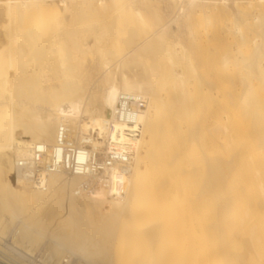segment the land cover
Here are the masks:
<instances>
[{"label":"bare ground","instance_id":"6f19581e","mask_svg":"<svg viewBox=\"0 0 264 264\" xmlns=\"http://www.w3.org/2000/svg\"><path fill=\"white\" fill-rule=\"evenodd\" d=\"M248 43L256 44L250 57L216 52V45L239 52ZM210 71L239 76L246 108L256 83H264V0H0V260L179 264L185 229L188 238L201 234L199 206L225 192L218 211H230L228 191L240 166L239 154H208L204 114L185 131L198 107L219 94ZM204 128L213 138L230 134L218 123ZM233 143L229 137L219 149L228 154ZM194 150L202 165L188 161L192 169L183 171ZM198 171L207 178L188 198ZM259 190L264 205V183ZM184 205L191 216L172 224ZM209 223L203 248L219 232ZM170 232L181 239L166 240ZM251 233L242 253L218 257L263 263ZM230 237L240 236L221 240ZM143 242L147 258L146 250L136 253ZM127 247L132 255L118 254ZM207 253L203 264L218 262L217 253Z\"/></svg>","mask_w":264,"mask_h":264},{"label":"rangeland","instance_id":"374dc122","mask_svg":"<svg viewBox=\"0 0 264 264\" xmlns=\"http://www.w3.org/2000/svg\"><path fill=\"white\" fill-rule=\"evenodd\" d=\"M216 1H220V0H216ZM230 1H235L236 3H238V2H245L246 0H243V1L242 0H230ZM248 1H250V0H248ZM248 44L246 45L247 50L244 49V51H246V52H244L243 50L238 52L237 49L234 48V46L233 47L232 46H230V47L225 46V48L228 47V48H226L228 50H226L225 48H223L224 45H216V49H217L216 52L220 51L219 53H225V52H230V51L232 52L233 51L236 55H246V57L247 56L250 57L254 47H256V44L255 45L253 43H248ZM230 48H232V50ZM243 48H245V47H243ZM241 52H242V54H240ZM208 75L211 78V80H214L215 82H217V84L219 86V89H218L219 94L216 95V97H214V102L210 101L208 103H205L203 106L201 105L200 107H198V113L196 115L197 117L194 116L193 119L189 120L190 123L189 122L186 123L185 131H187V132L189 131V129L187 128L189 126H190L189 128L191 130L193 128H195L194 124L196 126V124L198 123L196 121H198V120L200 123L201 122L200 117H202L201 114H204L205 115V116L203 115L204 121H202V127H201V131L204 130L202 132V139H203L202 143H206L208 145L207 146L208 149L209 148L211 149V151H208V154L210 156L212 154H213V156H218V157L221 156V158H224V159L225 158L228 159L229 154L230 155H232V154H239L240 155L239 156L240 166H238L236 173L232 177L233 179L231 180L232 184L230 183L231 186H230L229 191H228L229 193L227 192L228 197H231L230 199H233V197H234V199L232 200V203H233V201L235 203H233L234 204L233 205L231 202H228V204L230 203V205L228 206L229 207L228 210H230L231 213L229 211L228 213L226 212L223 214V211L225 212L227 210V209H224L225 207H227V205L226 206L224 205L225 207L221 206V208H219V211H218V206L221 205L219 203L221 201L220 198L222 196L226 198V195H225L226 193L223 192V193H225V194H223L221 192V190L219 191V190H217L219 188H217L215 192L217 193L219 191L218 195L222 193L221 195H219L220 198L218 197L219 201H218V199H215V197H214L215 194H214V195H211L212 198L207 201V204H204L205 206L201 205L202 207H204V209L198 205L200 207V208H198V213H197V215H198V233L199 234L201 233L200 234L201 237L199 235H198V238L197 237H191L193 235H192V232H190V230H189L188 233L190 232L189 234L191 235L189 237L190 238L189 239L187 236L188 235L187 234L188 229H185L186 231L184 230L186 234L184 232H181V235H183V233H184L185 237H183V236L182 237L185 238L186 240L183 241L184 248L182 247V245H180L178 247L179 251L183 249V251H182L183 253L182 252L180 253L177 251L178 252L177 254H179V255L183 254L179 258L181 260H183L184 262L180 261V259H178V263L180 262L181 264L182 263L183 264H189V263L190 264L191 263L192 264H195V263L200 264L202 262L201 264H203V261H202L203 259H201L203 257V255L205 256V254H208L207 252H209L211 254H213V252H215V254L216 253L217 254L216 255L213 254L212 257L215 260L218 259L217 260L218 262L214 261L216 263L212 262V264H217V263L221 264V262H222V264H228L230 261L225 260L224 257H222V258H220V256L218 257V254L219 253L222 254L223 251L225 253H228V252L229 253L230 252L242 253L241 251H242L244 242L246 240H248V238H246V237L250 236L252 234L251 233L252 231L254 234L256 233L254 238L260 239L259 242L256 239H253V242H254V240H256V242H254V244L256 243V245H254L255 246L254 250L256 252H259L260 254L258 253L257 256L260 255L259 257L261 259H263L264 258V205H260V202L263 201V198H262L263 196H262L261 190H259V189H260V184L264 183V151H263L264 145H262V144H264V83H259V82L256 83L253 93L252 94L250 93L251 96L249 95L250 96L249 103L247 105H245L246 108H243L240 106V103H239V98L241 95V87H240L241 80H240L238 75L226 77V76H223L221 74V72H217V71H210V72H208L207 76ZM232 85H233V87H232ZM229 93L234 97V99H235L234 101H230ZM172 94L173 93H170L169 95H172ZM164 96L166 97V94H164ZM169 97L170 96H168V98ZM194 118H195V120H194ZM211 123H218L222 126L228 127L230 130L229 131L230 134L227 136H224V137L223 136H221V137L220 136H214V138L208 136L207 132L205 131L206 128H204V127L210 125ZM205 132H206V134H204ZM184 133L185 134H182V136L185 135V137L181 136L180 138H178L180 140L179 146H181V148H185L184 146H186L188 143V141H187V135L188 134L186 132H184ZM229 137H230V139H233L235 143L232 144V146H231L232 148L229 149L228 154H223L222 149H219L218 143L219 142L226 143V140H229ZM243 150H244V152H243ZM196 152H197V154H196ZM193 153H195V154H193ZM193 153H191L190 155H192V154L194 156L197 155V158L200 157L199 160L196 159V157H193V155L192 156L189 155V157L184 160L185 163L183 165H186V166H183V165L181 166L182 168L186 167V169H183V171L184 170L187 171V170L192 169L193 165H196V166L198 165L197 167L202 165L200 163H203V159L200 156V153H198L197 150H194ZM225 155H226V157H225ZM193 158L195 159V161ZM188 161H189V163H191V166H192L191 168H189L190 166H189ZM186 163H188V164H186ZM164 175L167 176V173H164ZM204 178H205V180L207 178L206 173L204 171L203 172L198 171L197 175L192 176V179H194V180H192V182H194L195 186H193L192 182H189V185L187 186V188L190 187L191 183H192L191 184L192 186H191V190H190V188L187 189V191L190 192V193L188 192V194H187L188 198L196 196V194H193V193L196 192L197 189H198V192L200 191V189L204 185L203 183H205V180L203 181ZM12 180H13V178H12ZM13 183H14V180H13ZM244 185H245V187H243ZM243 188H245V189L243 190ZM208 190H209L208 192L210 194V192L212 190H210V189H208ZM198 192H196V193H198ZM258 202H259V204H258ZM218 204H220V205H218ZM260 206H262V207H260ZM249 207H251L250 212H249V210H247ZM260 208H262V209H260ZM201 209H203V210H201ZM179 212L180 213L183 212V215H181ZM182 212H181V209L179 211H177V214L179 216L176 214V212H175V214L172 213L174 215L173 220L170 217V219L172 220V224H175V218L180 220L179 217L186 218V217L191 216V214H189V209H188L187 205H184ZM220 212H222L221 216L219 215ZM218 217L220 218L219 219L220 221L218 220ZM212 220H214V221H212ZM212 222L218 223V224L217 223L216 224H217V230H219V232L216 231V233H212L211 235H208V238H206L207 235L205 234L207 244L205 243V248H203V245H204L203 242L205 240H203L204 239V237H203L204 233L202 231V228L207 227L206 224L208 225V223H209V225H210ZM218 227H219V229H218ZM254 231H256V232H254ZM169 234L171 235L172 232H170ZM202 234H203V236H202ZM225 234H229V236L234 235V234H238L240 237L238 239H236V238L231 239V237L227 238V240L223 243V241L221 239L223 238V236H225ZM173 236L176 238L175 240L181 239L180 235H179L180 237H178V236L176 237L175 235L172 234L166 240H169L171 242L172 241L171 239L174 238ZM213 236H215V237L213 238ZM192 238H197L199 244L197 242H195L197 240H194V242H193L191 240ZM46 239L47 238H45V240H43V244H45V245L47 243L48 244L50 243V238H48L49 240H46ZM200 240H203V242L201 243ZM187 241H189V244L185 243ZM190 241H192V242L190 243ZM228 242H229V244H228ZM190 244H195V245L194 246L192 245L193 247L190 248ZM143 246H144V248L142 247L141 250H138L140 253H138V252H136V253L140 254V255L141 254L144 255L143 253L146 250L147 253H145V256L147 258V256L150 255L149 250H147V247H146L148 245L146 244V242H143ZM119 247H120V245H119ZM145 247H146V249H145ZM167 247H169V246H167ZM194 247H195V249L192 250ZM128 248H130V247H127V250H126V248H125V250L122 249L121 252L118 254H121L125 251L126 254L125 253L122 254L123 256L132 255V254H129L130 253L129 251H131V250ZM196 248H197V251H196ZM202 248H203V250H201ZM170 250H172V249L169 248L168 251H170ZM204 250H205V252H204ZM189 251H190V253H189ZM243 251H244V248H243ZM192 252H194L193 255H192ZM201 252L203 254H201ZM148 253H149V255H148ZM184 253H185V255H184ZM171 254H173V253H171ZM221 254H219V255H221ZM119 256H121V255H119ZM145 256H143V257L145 258ZM192 256L197 257V258L195 259ZM138 257L139 256H137V258ZM143 257H142V259H144ZM187 257L189 258V260H187ZM198 257H200V259H198ZM188 261H190V262L188 263ZM193 261H194V263H193ZM262 261H263V263L259 262V264H264V259ZM254 262L255 261H253L252 264H254ZM234 263H231V264H234ZM0 264H6V263H4L3 261L0 260ZM169 264H176V263L173 261L172 262L170 261ZM208 264H211V263H208ZM256 264H258V263H256Z\"/></svg>","mask_w":264,"mask_h":264},{"label":"built area","instance_id":"2783aa9c","mask_svg":"<svg viewBox=\"0 0 264 264\" xmlns=\"http://www.w3.org/2000/svg\"><path fill=\"white\" fill-rule=\"evenodd\" d=\"M131 106H132V105H131ZM131 108H132V107H131ZM36 153H37V158H36V161H35V162L37 163V162L39 161V153H40L39 150H37ZM20 165L22 166V163H21ZM36 167H37L36 169L38 170V165H36Z\"/></svg>","mask_w":264,"mask_h":264}]
</instances>
